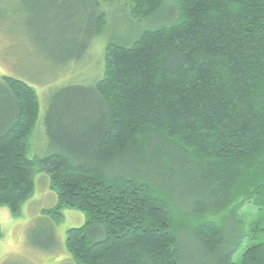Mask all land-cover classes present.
I'll list each match as a JSON object with an SVG mask.
<instances>
[{
	"label": "trees",
	"instance_id": "trees-1",
	"mask_svg": "<svg viewBox=\"0 0 264 264\" xmlns=\"http://www.w3.org/2000/svg\"><path fill=\"white\" fill-rule=\"evenodd\" d=\"M69 1L53 0L64 14L47 19L66 35L59 63L106 39L112 25L102 4L127 18L122 37L105 45L101 79L55 93L96 97L97 116L75 152L86 160L76 165L59 152L28 158L38 99L22 81L1 77L0 208L17 217L35 175L44 174L57 197L43 211L52 224L63 210L85 216L82 227L66 232L72 264H188L184 234L197 242L196 264H264V218L248 231L239 218L246 205L264 212V0H80L78 11ZM66 105L46 113L52 140L55 114ZM116 163L107 176L104 167ZM151 166L202 186L194 216L175 211L147 174ZM34 235V243L43 236Z\"/></svg>",
	"mask_w": 264,
	"mask_h": 264
},
{
	"label": "rangeland",
	"instance_id": "rangeland-1",
	"mask_svg": "<svg viewBox=\"0 0 264 264\" xmlns=\"http://www.w3.org/2000/svg\"><path fill=\"white\" fill-rule=\"evenodd\" d=\"M52 2L53 0H0V78L10 77L22 81L36 93L39 122L29 141L28 158L59 152L77 165L86 160L75 155L85 141L84 137H80L96 118L99 105L96 97L90 93L81 99L83 102L78 101L77 97L72 100L54 99L55 93L70 86L91 88L101 79L105 45L122 37L127 30V18L120 7L102 4L112 25L106 39L93 42L81 59L63 64L59 63L58 57L64 50L66 35L60 34L53 22L52 26L47 25V19L59 18L64 11H61V4L52 5ZM65 6H75L78 11L80 0L69 1ZM171 8L172 4L167 2L166 10L170 11ZM4 95L0 90V101L6 99ZM64 103L69 105L65 106L68 107L65 113L55 114L58 127L57 130L53 126L51 129L57 138L52 140L46 134L44 118L49 109L54 116L53 111ZM119 165L120 163L105 166L106 175L116 172ZM122 167L125 168L124 165ZM147 171L150 179L158 185L159 191L172 198L170 200L177 213L194 216L192 211L202 206V186L191 180L190 175L174 179L164 168L154 166ZM34 181V192L20 206L17 217H12L6 208H0V264H72L65 247L66 232L82 227L85 216L78 211L63 210V220L57 225L52 224L43 211L54 207L57 197L47 187L44 174H36ZM260 216L264 218V212L260 213L250 205L244 206L239 212L246 231ZM229 226H232L231 223L227 226L228 229ZM37 230L43 236L34 243V231ZM196 243L194 236H181L183 254L188 258V264L198 263L195 260ZM248 243L247 237L232 257L233 262L239 260Z\"/></svg>",
	"mask_w": 264,
	"mask_h": 264
}]
</instances>
